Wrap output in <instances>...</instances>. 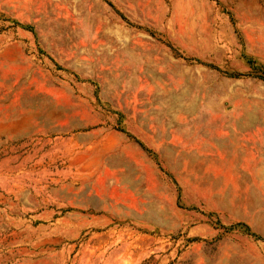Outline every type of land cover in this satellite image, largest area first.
Here are the masks:
<instances>
[{
    "label": "rangeland",
    "instance_id": "374dc122",
    "mask_svg": "<svg viewBox=\"0 0 264 264\" xmlns=\"http://www.w3.org/2000/svg\"><path fill=\"white\" fill-rule=\"evenodd\" d=\"M264 0H0V264H264Z\"/></svg>",
    "mask_w": 264,
    "mask_h": 264
},
{
    "label": "trees",
    "instance_id": "16d2710c",
    "mask_svg": "<svg viewBox=\"0 0 264 264\" xmlns=\"http://www.w3.org/2000/svg\"><path fill=\"white\" fill-rule=\"evenodd\" d=\"M263 77V76H262ZM264 78V77H263Z\"/></svg>",
    "mask_w": 264,
    "mask_h": 264
}]
</instances>
